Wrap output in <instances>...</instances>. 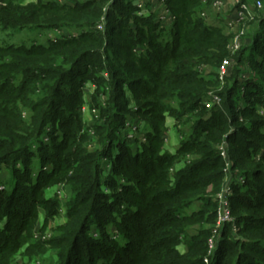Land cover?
Wrapping results in <instances>:
<instances>
[{
    "label": "trees",
    "instance_id": "1",
    "mask_svg": "<svg viewBox=\"0 0 264 264\" xmlns=\"http://www.w3.org/2000/svg\"><path fill=\"white\" fill-rule=\"evenodd\" d=\"M67 1L0 0L6 29L71 32L0 47V264H15L27 245L33 259L39 210L51 224L62 206L67 221L48 244L56 264H264V7L233 55L229 28L203 16L206 0H166L175 18L168 27L155 13L139 16L133 0ZM86 84L96 86L100 112L87 128ZM211 93L221 102L209 108ZM143 113L152 121L148 142L134 154L118 134ZM168 116L189 128L175 152L165 149ZM224 142L232 176L244 183L233 185V221L216 235ZM108 164L113 175L104 180ZM57 186L70 190L66 203L46 198Z\"/></svg>",
    "mask_w": 264,
    "mask_h": 264
},
{
    "label": "rangeland",
    "instance_id": "2",
    "mask_svg": "<svg viewBox=\"0 0 264 264\" xmlns=\"http://www.w3.org/2000/svg\"><path fill=\"white\" fill-rule=\"evenodd\" d=\"M36 1V0H35ZM64 1V0H63ZM136 4H138L141 0H133ZM143 1V0H142ZM206 7L208 0H206ZM220 0H212L210 5L217 7ZM258 2L262 3V6L264 7L263 0H257ZM256 1V2H257ZM65 2V1H64ZM153 0H144V5L149 8H156V4L152 5ZM228 2L232 5L233 0H228ZM69 3V2H66ZM152 5V7H151ZM262 7V8H263ZM256 10V9H255ZM254 10V11H255ZM160 13V12H159ZM158 13H155L157 15ZM207 12L203 14V16L206 18ZM254 17H248L247 19H244L243 21H239L238 25L235 27H232L231 31L229 30V34L232 35V42L237 36V33L240 34L244 31V29H248L249 26L252 25L254 22ZM210 24H214V21H208ZM255 23V22H254ZM68 31H64L62 33L61 31L50 32V31H44L41 29H25L21 31H14L11 29H6L2 24H0V47H7V46H26L30 47L33 44H46L51 39L55 40L57 38L62 37L63 35H68ZM245 33V31H244ZM54 36V37H53ZM244 42L243 37L241 38ZM231 42V44H232ZM242 42V44H243ZM239 52H235L233 55H236ZM225 82V81H224ZM97 88L93 84H86L84 87V102L81 107V115L82 120L85 125V127H92L97 123V119L99 117V109L94 106V97L96 95ZM133 92H126V95H130ZM103 102V101H102ZM105 103H103L104 107ZM138 107V102L136 100H131V103L129 105V108L132 110H136ZM262 113L263 110H260ZM151 119H149L147 116L143 114H140L138 116H132L129 115L125 120V127L121 130V133L118 134V139L122 143H127L130 146L129 152H132L134 154H137V152L140 150V153L144 152V145L148 142V136L147 132L148 129H150L151 125ZM166 127L168 128V140L165 145L166 150H170L171 152H175V149L179 146V142L182 140L183 137H187L189 128L187 126H178L176 125L173 118L168 116V120L166 123ZM91 133V132H90ZM183 135V136H182ZM120 150L117 148V154L119 155ZM116 156L113 157L112 161H116ZM113 165V164H112ZM112 165L108 164L106 165V170L104 171V177L103 179L106 180L108 177H110L112 174ZM39 169V163L34 161L33 162V172L37 171ZM47 169H50L48 167ZM11 169L9 168H3L1 170V176L4 180V182L11 180ZM119 180L121 182H125L124 178L119 177ZM3 189V186L1 187ZM46 198L47 199H54L56 197L60 198L63 203H66V201L70 197V190L68 188H64V186H57L53 187L51 189H48L46 191ZM199 209V204H196L193 207V210ZM233 218V215H232ZM67 221L66 219V209L64 206L61 208V214L55 218L54 221H52L51 224H46V211L43 209L39 210L38 214V220L34 224L33 229V239L31 240L32 246H34L33 251V259H30V253L27 252L26 249H28L29 245H27L25 248H23L15 258V264H56L57 262V255L53 248H50L48 244H50L51 241L54 239V233L55 230H53V227L60 226L64 224ZM0 228L3 229V222H0ZM196 230V229H195ZM109 233H111L112 237L114 239H118L120 243L124 244L126 241L124 238H122L118 231L115 230L114 227H110L108 229ZM193 232V231H192ZM92 234L95 238L99 237L98 230L94 227L92 228ZM38 244H41L38 246ZM38 246V247H36ZM40 246H44L45 249L41 250ZM31 247V246H30ZM29 247V249H30ZM36 247V248H35Z\"/></svg>",
    "mask_w": 264,
    "mask_h": 264
},
{
    "label": "built area",
    "instance_id": "3",
    "mask_svg": "<svg viewBox=\"0 0 264 264\" xmlns=\"http://www.w3.org/2000/svg\"><path fill=\"white\" fill-rule=\"evenodd\" d=\"M62 3H66L70 1L67 0H59ZM156 3L158 5V7L154 8L157 9V11L152 12V8H149V10L147 9V7L144 5V0L139 1L138 4H136V6L138 7V9L140 10L138 12L139 16H150V14L153 13H158L156 15V19L155 22L168 27L170 26L175 18L172 15L171 12H169V10L166 7V0H156ZM233 9L235 10L237 16H238V22L239 21H243L244 19H247L248 17H253L254 16V10L255 9H262V3L261 2H255V3H251L249 1L246 0H233ZM153 5V3H152ZM151 5V7H152ZM219 5V4H218ZM217 5V6H218ZM160 12V13H159ZM208 21H211L208 17H206ZM104 25H100L98 27L99 30H103ZM69 32V31H68ZM64 33V31L62 32ZM71 32L68 33V35H70ZM244 35V32H241L240 34L237 33L236 38L234 39V41L232 42L231 46H230V52L232 54H234L235 52H237L238 50H240L241 45H242V37ZM230 66V61L226 60L224 61L223 65L221 66V68L218 70V75H219V79L222 81V83L225 80V77L228 75V68ZM221 100L220 98L214 94L211 93L210 94V99L207 102V106L209 108H212L215 105L220 104ZM228 148L229 145L227 142H224V144L220 147V151L221 154L223 156V158L226 161L227 164V173L228 176L225 180V184H224V188L222 190V192L219 194L218 196V200H219V210H218V219H217V224H216V228L214 233L217 235L218 232H220V230L228 223H231L233 221L232 218V207H231V195H232V189H233V185L234 184H238V183H244V178L243 177H237L238 179H234V177L232 176V172H231V167L232 164L230 163L229 157H228ZM215 239L216 237H213L210 240V249L213 250L215 248Z\"/></svg>",
    "mask_w": 264,
    "mask_h": 264
},
{
    "label": "crops",
    "instance_id": "4",
    "mask_svg": "<svg viewBox=\"0 0 264 264\" xmlns=\"http://www.w3.org/2000/svg\"><path fill=\"white\" fill-rule=\"evenodd\" d=\"M153 4H156V7H158L156 0H153ZM154 4V6H155ZM157 11V9H153L152 12ZM207 12V16L210 20L214 21L215 25L223 24L226 27L229 28V30L232 29V27L237 26L238 23V16L233 9V4L231 5L228 0H220L219 5L214 8V6L209 5L207 8L204 9V13ZM237 24V25H236ZM54 37V36H53ZM204 73H209V70H204ZM176 150V149H175Z\"/></svg>",
    "mask_w": 264,
    "mask_h": 264
}]
</instances>
